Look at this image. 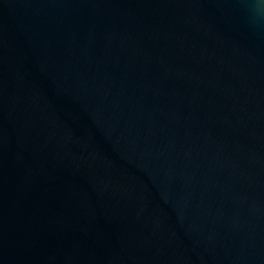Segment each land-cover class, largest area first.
Here are the masks:
<instances>
[{
  "label": "water",
  "instance_id": "95a60500",
  "mask_svg": "<svg viewBox=\"0 0 264 264\" xmlns=\"http://www.w3.org/2000/svg\"><path fill=\"white\" fill-rule=\"evenodd\" d=\"M246 7L0 0V264H264Z\"/></svg>",
  "mask_w": 264,
  "mask_h": 264
},
{
  "label": "clouds",
  "instance_id": "9594fccd",
  "mask_svg": "<svg viewBox=\"0 0 264 264\" xmlns=\"http://www.w3.org/2000/svg\"><path fill=\"white\" fill-rule=\"evenodd\" d=\"M247 5L245 16L253 30L264 28V0H242Z\"/></svg>",
  "mask_w": 264,
  "mask_h": 264
}]
</instances>
